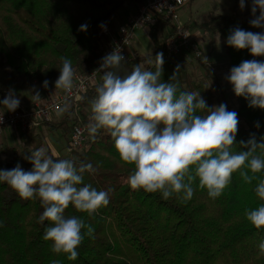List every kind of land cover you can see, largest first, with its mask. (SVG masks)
<instances>
[{
  "label": "trees",
  "instance_id": "obj_1",
  "mask_svg": "<svg viewBox=\"0 0 264 264\" xmlns=\"http://www.w3.org/2000/svg\"><path fill=\"white\" fill-rule=\"evenodd\" d=\"M145 2L0 0V67L9 66L11 78L22 79L31 88L43 85L45 80L50 83L58 79L61 57L72 61L75 74H87L100 65L110 42L101 25L113 22L127 6L138 11ZM238 6L239 0H235L229 14L211 13L201 25L211 46L223 43L229 72L245 60L264 62V56L253 57L247 49L237 51L226 43L230 31L237 27L264 32V28L252 27L251 20H241ZM247 13H252L251 9ZM84 24L86 31H79ZM167 26L160 19L149 33L159 53L164 55L165 41H158V36L163 35ZM157 53L142 54L121 63L120 75L129 74L137 64L154 70ZM211 56L212 51L196 60L205 69L202 79L190 72L192 59L185 53L170 61L163 58L161 81L169 83L179 66L180 91L198 92L209 107L225 104L227 110L235 111L239 124L233 150L246 151L241 141L246 144L255 137L259 143L264 137V110L249 107L248 100L237 96V109L233 108L213 76ZM96 86L83 93L76 103H70L59 120L42 124L44 128L68 137L79 122L86 126ZM28 134L29 146L0 145V170L19 164L24 171H30L28 153L43 147L54 160H71L77 168L92 164L95 171L85 172L80 186L90 184L98 191L111 190L109 204L91 216L71 205L65 210V216H76L94 229L92 236L86 235V228L82 229L85 235L77 249L78 258L69 261L66 255L53 253L51 242L43 239L45 229L52 225L49 221L38 222L43 211L39 200L21 199L6 183L0 182V264H52L53 261L59 264H264V256L258 251L264 230L252 227L244 215L246 209H255L261 203L255 194L256 181L247 184L236 173L223 194L213 199L206 189L199 188L197 180L193 184L194 195L187 203L175 196L165 200L160 193L130 188L127 179L134 166L121 162L107 130H98L94 138L88 135V149L74 151L70 157L55 156L49 151L38 128L28 130ZM257 177L264 178V171Z\"/></svg>",
  "mask_w": 264,
  "mask_h": 264
},
{
  "label": "clouds",
  "instance_id": "obj_2",
  "mask_svg": "<svg viewBox=\"0 0 264 264\" xmlns=\"http://www.w3.org/2000/svg\"><path fill=\"white\" fill-rule=\"evenodd\" d=\"M245 4L246 0H239L241 10ZM251 12V26L264 28V0H252ZM86 29L84 24L79 31ZM226 43L237 51L247 49L253 57L264 56V32L237 27L230 31ZM60 59L62 67L55 89L70 93L75 70L70 59ZM124 60L117 46L102 57L99 68L92 73L99 72L102 76L90 101L91 115L86 128L93 138L98 130H107L121 162L134 166L127 179L130 188L160 193L165 200L175 196L187 203L194 195L195 181L215 199L230 185L233 175L239 173L247 184L256 181L255 194L261 201L255 209L245 210V218L255 229L264 230V178L257 177L264 171V137L259 143L255 137L246 144L241 141V147L247 150L234 151L239 124L235 111L227 110L225 104L209 107L198 92L180 91L179 66L169 83L162 82V52L154 58V70L137 64L129 74L121 76L116 70ZM226 79L237 97L249 101V107L264 110V62L242 61L231 68ZM48 84L47 80L43 82L45 88ZM31 96L34 101L41 99L38 91ZM19 104L12 90L0 101L10 112ZM198 111L205 114L198 115ZM27 159L32 164L30 171H24L19 164L0 170V182L6 183L21 199L39 200L43 211L38 222L49 221L52 225L45 229L43 239L51 242L53 253L64 254L74 261L84 239L82 229H87L88 236L93 235L94 229L76 216H65V210L71 205L91 216L109 204L111 190L98 191L90 184L80 186L83 174L95 171L90 163L77 168L71 160H54L43 147L28 153ZM258 251L264 256V238Z\"/></svg>",
  "mask_w": 264,
  "mask_h": 264
},
{
  "label": "built area",
  "instance_id": "obj_3",
  "mask_svg": "<svg viewBox=\"0 0 264 264\" xmlns=\"http://www.w3.org/2000/svg\"><path fill=\"white\" fill-rule=\"evenodd\" d=\"M193 0H146L145 4L136 13L130 15L124 25L112 29L105 26L102 33L110 38L106 54L113 51L115 47L121 49V54L127 63L139 56L133 52L132 44L137 30L148 31L155 27L160 19L167 23V38L165 40V59L170 61L185 53L190 59L199 60L202 57V44L198 35L182 23L183 11L189 7ZM91 70L87 74H79L74 79V87L70 93L63 91L54 94L44 102H37L30 108L20 107L14 111H7L0 105V136L8 131H28L39 128L42 124L52 122L70 101L77 102L81 95L89 89L101 83L102 73ZM117 71V70H116ZM0 101H2L0 99ZM87 129L82 125H76L71 135V146L75 150H82L87 146Z\"/></svg>",
  "mask_w": 264,
  "mask_h": 264
},
{
  "label": "rangeland",
  "instance_id": "obj_4",
  "mask_svg": "<svg viewBox=\"0 0 264 264\" xmlns=\"http://www.w3.org/2000/svg\"><path fill=\"white\" fill-rule=\"evenodd\" d=\"M235 0H198L193 7V13H191L190 17H188L187 13L184 18V22H186L185 26L190 28L194 34L198 35L202 44V53L207 54L208 52L212 51L211 56V68L213 71V76L215 80L220 84L221 88L225 92L226 97L228 98L229 102L233 106V108L237 109V100L236 95L232 90V86L228 83L226 77L229 75V68H228V58L225 53V49L223 43H219L216 46H211L207 41L201 25L204 19L211 13L217 14H229L230 8ZM252 0H246L245 8L243 10L240 9L238 6V13L242 16L241 20L249 19L252 20L253 16L252 13L248 14L247 12L251 9ZM136 9L134 6H127L126 10L121 12L119 15L116 16L113 22L108 24L107 26L113 27L112 29H117L124 25L125 21L121 20L119 17L121 15L126 14H134L136 13ZM257 16L259 12L257 11ZM168 28H165L163 35L160 34L158 36V41L162 42L165 41L167 38V31ZM151 29L148 31L146 30H137L135 33V39L132 44L133 52L142 54H154L159 53V49L157 48V44L155 43L152 36L149 35ZM110 43V42H109ZM109 45V44H108ZM107 45V47H108ZM162 45V44H161ZM163 53V52H162ZM163 58L165 55L163 53ZM189 70L194 76L198 79H202L204 77V67L201 66L196 60L192 59V65H189ZM118 74L120 75L122 69L119 68L117 70ZM11 69L9 66L0 67V99L3 100L12 90L16 97L20 100V107L26 105V108L32 107L33 104L37 102H44L50 99L56 93H62L64 90L62 89H55V82H50L48 87L45 88L43 85L39 87H30L28 86L22 79L14 80L11 78ZM79 75L77 73L75 77ZM38 91L40 94L41 99L39 101L32 100V96L35 92ZM70 101L64 107L63 112L60 115H57L54 120L60 119L63 117L64 113L69 109ZM76 103V102H73ZM78 125H82L81 122ZM84 126V125H82ZM86 127V126H84ZM87 129V128H86ZM38 131L42 133L44 141L46 143L47 149L51 151L55 156H63V157H70L74 151H84L88 149V145L83 148L82 150H75L69 144V140L71 139V135L66 137L63 133H50L47 131L44 126H40ZM88 132V131H87ZM89 135V133H87ZM2 144H19V145H30V136L28 131H8L0 136V145Z\"/></svg>",
  "mask_w": 264,
  "mask_h": 264
},
{
  "label": "crops",
  "instance_id": "obj_5",
  "mask_svg": "<svg viewBox=\"0 0 264 264\" xmlns=\"http://www.w3.org/2000/svg\"><path fill=\"white\" fill-rule=\"evenodd\" d=\"M198 0H195L192 5L190 7H187L184 11H183V14H182V17H181V20H182V23L186 24V22H184V18L186 16V13L188 15V17H190L191 13H193V7L194 5L196 4ZM122 14V13H121ZM131 14H126V15H121V17H119L121 20H127V18L130 16ZM23 107H26V105H23Z\"/></svg>",
  "mask_w": 264,
  "mask_h": 264
}]
</instances>
